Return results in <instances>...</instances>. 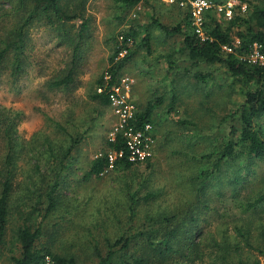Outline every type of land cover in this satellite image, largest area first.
<instances>
[{
	"label": "rangeland",
	"instance_id": "rangeland-1",
	"mask_svg": "<svg viewBox=\"0 0 264 264\" xmlns=\"http://www.w3.org/2000/svg\"><path fill=\"white\" fill-rule=\"evenodd\" d=\"M63 2L68 11L82 16L74 21L75 31L87 23L75 81L68 87L52 85L74 67V47L61 41L46 17L28 30L20 76H12V61L0 73V171L8 169L7 155L10 149L14 152L12 216L0 264H14L12 256L19 254L17 230L23 222L19 213L32 214L36 203L41 209L32 215V222L42 223V242L57 254L74 256L77 264H98L97 242L106 252L109 242L132 236L148 216L157 218L160 213L177 215L182 224L178 230L185 234L181 236L190 231L188 225L195 218L191 224L198 233V246L190 260L179 259L175 253L163 264H221L215 242L225 241L231 246L240 244L247 264H264V158L245 153L228 158L203 192H199L197 178L213 166L203 155L226 140H237L231 128L238 122L229 115L252 87L234 78L224 64L191 60L184 50L183 35H169L153 25L154 19L170 27L187 25L184 7L162 0H142L131 9L114 0ZM29 6V0L25 4L0 0V49L22 24ZM259 6H264V0H237L234 15L248 20ZM210 12L208 22L212 18L229 21L216 10ZM249 23L240 21L234 26L236 43L240 42L237 33ZM133 26L138 38L128 45L136 53L120 71L119 82L130 78L126 99L136 113L150 101L162 99L149 130L154 139L152 156L130 168L115 165L101 176L85 179L91 161L112 151L109 142L119 123L114 107L103 106L92 95L102 91L97 81L109 66L115 39ZM147 28L150 50L138 47ZM199 72L215 76L200 81ZM10 123L14 125L13 148L7 145L6 125ZM254 124L264 129V115ZM60 160L68 166L62 170L59 204L47 215L46 202L29 195L40 196L39 189L54 184ZM174 243L176 248L184 245L183 239ZM141 252L134 241L130 253Z\"/></svg>",
	"mask_w": 264,
	"mask_h": 264
},
{
	"label": "trees",
	"instance_id": "trees-1",
	"mask_svg": "<svg viewBox=\"0 0 264 264\" xmlns=\"http://www.w3.org/2000/svg\"><path fill=\"white\" fill-rule=\"evenodd\" d=\"M24 4L28 0H20ZM30 6L28 15L14 32L4 41L3 47L0 49V73L12 61V76L18 77L23 71L24 60L26 53V38L28 30L31 25L46 17V20L57 32L61 41L65 44L73 45L74 47V67L63 77L53 81L54 87H68L75 81V67L80 56L78 51L81 42L85 39L84 30L87 23L81 25V29L74 30V21L82 16L77 12L68 11L64 6V0H29ZM124 9H131L138 5L142 0H114ZM217 2H225V0H215ZM34 3L31 6V3ZM179 7V6H178ZM240 8V7H239ZM187 25L178 24L170 27L162 24L154 19L153 25L159 26L165 33L169 35H183L184 50L188 53L193 61H202L209 64L221 63L224 64L228 72L237 80L247 84L250 88L245 92V99L233 113L229 116L235 118L238 122L237 126L231 128V134H237V140H226L218 149L211 153L202 156L203 160L213 161L211 169H203L197 175L200 186L199 192H203L207 186V181H211L219 167L228 160V158H236L241 154H247L251 157L264 158V129L260 126L256 128L255 121L264 115V66L254 64L244 57L250 54L255 46H260L261 53L264 54V6L255 7L250 19H245L241 15H234L229 21H217L212 18V22L204 24V35H200L196 31L193 20L188 12L184 11ZM207 13V17L210 15ZM247 29L239 30L237 37L240 42L236 43L233 38V28L240 22H248ZM138 38V31L133 26L129 32L120 34V38L115 39L114 52L110 56L109 66L102 73L97 81L98 88H103L101 92L96 91L92 98L98 100L103 106H109L111 103L110 89L119 84L120 71L125 63L132 59L136 53L130 50L128 43H135ZM151 31L146 29V35L143 38V43L139 48L145 47L150 50ZM231 49L227 51L226 48ZM126 51L125 55H121ZM12 55V60L10 56ZM108 76V77H107ZM215 73L199 72L196 77L200 81H207L213 79ZM107 77V78H106ZM162 102L161 98L154 99L149 102L145 109L137 112V126L141 127L145 123H153V113L155 108ZM227 116V117H229ZM129 124L134 120H129ZM14 128L12 123L6 125L7 145L10 148L14 147V140L11 130ZM109 146L114 151L125 150L123 157L115 159L114 165L130 168L137 162L129 161V151L126 148V143L123 134L118 133L114 141L109 142ZM16 152V151H15ZM14 153L12 149L6 158L5 172L0 171L4 178L0 181V260L1 252L6 243V237L10 219L12 216L10 201L13 192L12 183V169ZM64 159V158H63ZM111 161L107 152L94 158L89 170L85 174V179L96 175L101 176L106 170L110 168ZM68 165L65 160H60V163L55 169V182L48 185L42 190L40 196L29 195L31 199L46 202L45 212L48 215L59 204V187L61 181L62 170ZM35 200V199H34ZM40 205L33 206L32 214L26 212L19 213L22 223L17 230V241L19 254L12 256L14 264H77L74 256H63L57 254L53 249L42 242L44 236V227L42 223L35 224L32 222V215H34ZM177 215L160 213L157 218L148 216L143 222L142 228L132 236H124L117 239L115 242L108 243V250L103 252L99 243L95 244V253L98 257V264H163L169 258L177 253L179 259L186 261L190 260L191 252L194 247L198 246L197 229L191 223H195L196 219L191 218L186 236H181L184 233L179 232L181 221L176 220ZM185 235V234H184ZM178 239L180 242L183 239V247L176 248L174 240ZM110 241V240H108ZM135 241L140 246L142 251L139 254L130 253L132 243ZM187 246L186 250H183ZM215 246L220 252L221 264H247L243 258V252L240 251V244L238 242L231 246L227 241L224 243L215 242ZM218 254V252H217ZM49 259V260H48ZM259 264V263H257Z\"/></svg>",
	"mask_w": 264,
	"mask_h": 264
},
{
	"label": "built area",
	"instance_id": "built-area-1",
	"mask_svg": "<svg viewBox=\"0 0 264 264\" xmlns=\"http://www.w3.org/2000/svg\"><path fill=\"white\" fill-rule=\"evenodd\" d=\"M163 2L184 7L188 9V12L193 20V24L196 27V31L200 35H204V24L206 23L207 13L211 10H216L220 15L226 19L234 17L235 4L237 0H227L225 2H217L215 0H162ZM245 9L246 5H242ZM226 48V47H225ZM229 49V48H228ZM124 53V52H123ZM122 53V54H123ZM121 54V55H122ZM251 63L260 64L264 66V54L260 51V46H255L248 58ZM130 78L125 77L118 85L111 87L110 99L111 105L114 107L115 112L119 116V123L114 131V139L118 133L123 134L126 148L129 151L128 159L133 162L146 161L152 156V149L154 139L150 133L151 123H145L141 127L137 126V113L135 106L129 103L126 99L128 90L130 89ZM103 88H100V91ZM134 120L129 124V120ZM125 150L114 151L108 153L111 165L114 167L115 159L123 157Z\"/></svg>",
	"mask_w": 264,
	"mask_h": 264
}]
</instances>
